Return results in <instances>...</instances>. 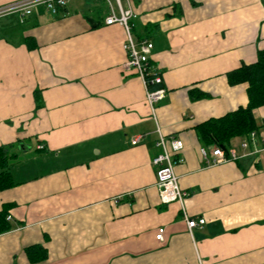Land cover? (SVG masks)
<instances>
[{"label":"crops","instance_id":"crops-1","mask_svg":"<svg viewBox=\"0 0 264 264\" xmlns=\"http://www.w3.org/2000/svg\"><path fill=\"white\" fill-rule=\"evenodd\" d=\"M119 2L135 40L153 46L165 90L153 114L142 80L123 70L124 33L104 25L105 1L0 17V148L13 182L0 191V264H264V152L206 166L200 150L214 146L196 133L247 105L246 86L226 75L264 50V0ZM253 117L264 136V106ZM159 135L183 144V209L204 220L190 232L180 205L159 198ZM245 139L229 148L242 154Z\"/></svg>","mask_w":264,"mask_h":264},{"label":"built area","instance_id":"built-area-1","mask_svg":"<svg viewBox=\"0 0 264 264\" xmlns=\"http://www.w3.org/2000/svg\"><path fill=\"white\" fill-rule=\"evenodd\" d=\"M103 1L107 3L108 7V14L104 19V25L118 26L124 33L122 50L126 55V59L123 63V70L134 72L142 80L145 86V103L150 113L153 114L155 104L162 100L165 95L164 89L151 88L162 84L161 76L156 73L149 62V55L153 46L147 40L136 41L133 37L131 19L134 15L130 8H123L119 0H114V7L109 0ZM65 4L66 0H25L0 7V17L16 14L19 16L20 22H23L24 18L29 16L32 10L38 6L43 7L47 12L56 16L65 7ZM140 138V136L133 138L131 144L135 145ZM258 145L262 147L258 148ZM155 147L160 152L153 158L151 164L156 169V188L161 203H178L180 205L182 217L189 232L196 227H201L204 224L202 218L197 220L190 219L185 213L183 202L187 194L180 189L178 178L173 171L176 165L183 162V159L178 155L179 151L183 148L182 142L177 139L166 141L164 137L159 135ZM240 147L243 150L242 154H238L232 148L225 150L220 147H214L210 151L201 149L200 156L205 161L206 166L234 162L244 156L264 152V136H259L257 133L252 132L241 143ZM37 149H42V146H38ZM162 237L163 229L157 230L155 239L162 241Z\"/></svg>","mask_w":264,"mask_h":264},{"label":"trees","instance_id":"trees-1","mask_svg":"<svg viewBox=\"0 0 264 264\" xmlns=\"http://www.w3.org/2000/svg\"><path fill=\"white\" fill-rule=\"evenodd\" d=\"M230 86L244 84L248 103L218 119L208 120L196 127L199 140L207 146L229 148V142L234 138H247L257 130L253 111L264 106V50L258 51L256 61L250 65H243L226 75ZM162 85V84H161ZM161 85L151 87L161 88ZM203 95L190 92V99L197 100ZM6 155L0 148V191L13 186L11 175L6 164ZM5 212L0 211V234L9 231Z\"/></svg>","mask_w":264,"mask_h":264}]
</instances>
